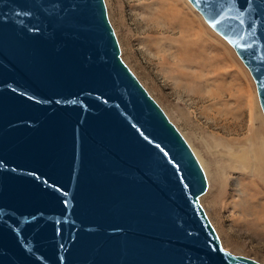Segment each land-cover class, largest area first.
Here are the masks:
<instances>
[{
  "label": "water",
  "instance_id": "water-1",
  "mask_svg": "<svg viewBox=\"0 0 264 264\" xmlns=\"http://www.w3.org/2000/svg\"><path fill=\"white\" fill-rule=\"evenodd\" d=\"M189 1L264 115V0ZM206 187L104 0H0V264H262L223 248Z\"/></svg>",
  "mask_w": 264,
  "mask_h": 264
},
{
  "label": "rangeland",
  "instance_id": "rangeland-1",
  "mask_svg": "<svg viewBox=\"0 0 264 264\" xmlns=\"http://www.w3.org/2000/svg\"><path fill=\"white\" fill-rule=\"evenodd\" d=\"M104 1L121 58L176 125L204 167L207 189L199 202L221 245L264 264V238L255 234L237 210L239 190H242L240 182H251L254 176L246 170L231 168L223 146L236 139L249 141L255 134L264 132V115L249 70L232 46L206 23L188 0H177L192 26L185 31L183 42L175 40L180 36L179 30L151 24L154 16L146 14L143 5L150 0ZM173 37L179 51L183 48L201 51L204 58L214 59L207 92L200 90L201 80L192 74L195 63L186 62L178 54L176 60L170 57L175 47L166 43ZM159 40L165 44L159 45Z\"/></svg>",
  "mask_w": 264,
  "mask_h": 264
},
{
  "label": "bare ground",
  "instance_id": "bare-ground-1",
  "mask_svg": "<svg viewBox=\"0 0 264 264\" xmlns=\"http://www.w3.org/2000/svg\"><path fill=\"white\" fill-rule=\"evenodd\" d=\"M188 2L201 15V13L196 9V7L193 6V4L189 0ZM143 5L145 9L147 10V12L144 11L145 9L143 11L146 12V14L149 13L151 14V16H154L152 17V20L154 18L155 21L153 20L154 22L151 23L152 25L159 27V28L160 26H162L163 28H167L169 30L177 29L179 30L180 36H178L177 38L175 37L176 38L175 40L176 41L180 40V42H183L186 40L185 31L188 29L190 30L192 26L190 25V22L186 18V15L183 14L181 10L182 8L179 7V3L177 0H150V1L144 2ZM142 13H141V16H143ZM145 23L147 24V22ZM213 30L216 31L215 29ZM173 40H174V37L170 42L166 44L172 47L178 46L176 43H173ZM158 44L163 45L165 43L164 41L159 40ZM184 50L186 49L183 48L181 51H179L178 47H175V49L173 48L172 52L169 53V55L172 58V60H176L178 58L177 56L178 54L180 56H183L187 60L186 62L190 64L195 63L193 65L192 74L194 76H197L201 80L202 88H200V90L207 92L208 91L207 87H209L208 83L210 82L209 79H212V73L214 71V67H213L214 59L209 58V57L204 58L201 51L196 52L192 50L191 51L190 50L184 51ZM178 69H181V68H178ZM229 86L230 85H228V87ZM220 90H223V89H220ZM210 95H209V98L211 97ZM249 115H251V109L249 111ZM223 146H225L226 148L225 151H227L226 153L228 155V159L231 161V168L238 169L239 171L246 170L247 173H251V175L254 176L251 182L249 181H245L243 183L240 182V188L242 190H239V194H240L239 200L240 201L237 204V210L239 212V216H241L242 218H245L246 223H248L247 225L254 230L255 234L261 235V237L264 238V132L259 133V135L257 136L255 134V137L250 138L249 141L246 140L245 142V140L236 139L234 141L232 140L231 142L224 143ZM206 189L204 191H206ZM202 193L198 196V198L202 195Z\"/></svg>",
  "mask_w": 264,
  "mask_h": 264
}]
</instances>
